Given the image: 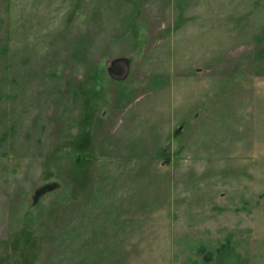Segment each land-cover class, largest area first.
<instances>
[{"label":"rangeland","instance_id":"1","mask_svg":"<svg viewBox=\"0 0 264 264\" xmlns=\"http://www.w3.org/2000/svg\"><path fill=\"white\" fill-rule=\"evenodd\" d=\"M0 264H264V0H0Z\"/></svg>","mask_w":264,"mask_h":264}]
</instances>
